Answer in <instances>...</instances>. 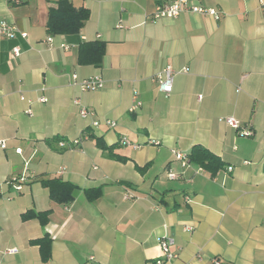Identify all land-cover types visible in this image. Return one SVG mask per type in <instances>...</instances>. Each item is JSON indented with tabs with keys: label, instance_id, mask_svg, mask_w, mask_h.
<instances>
[{
	"label": "crops",
	"instance_id": "1",
	"mask_svg": "<svg viewBox=\"0 0 264 264\" xmlns=\"http://www.w3.org/2000/svg\"><path fill=\"white\" fill-rule=\"evenodd\" d=\"M20 1L0 0V21L26 35H0V264H158L162 235L179 253L165 264H264V0H189L220 18L187 12L161 21L151 12L171 0H70L89 18L50 44L56 0ZM95 41L105 45L101 67L78 65L80 43ZM166 67L180 72L169 95L154 80ZM73 75L100 76L104 86L82 92ZM134 90L140 106L129 112ZM82 107L93 117L82 119ZM227 117L251 136L229 128ZM195 146L222 167L182 168L172 151L188 157ZM41 179L75 185L74 200L53 202ZM96 189L89 201L84 192ZM29 211L49 212L47 224L22 220ZM45 236L51 256L43 263L34 242Z\"/></svg>",
	"mask_w": 264,
	"mask_h": 264
},
{
	"label": "built area",
	"instance_id": "2",
	"mask_svg": "<svg viewBox=\"0 0 264 264\" xmlns=\"http://www.w3.org/2000/svg\"><path fill=\"white\" fill-rule=\"evenodd\" d=\"M10 3H12V5H20L21 1L20 0H8ZM193 13V14H199V15H203V16H209L212 17L214 20H218L220 18V15L217 11H215L214 9H209V8H204V7H200L198 5H193L189 2V0H171L168 3H163L160 5H157L153 12H151V20L152 21H156V20H160L161 19H168V20H172V19H176L178 18L181 14L183 13ZM0 35L8 40H14L17 35L20 36L21 38H25V33L20 32L15 25L5 22V21H0ZM52 37L49 36L46 39V42L48 44L52 43ZM64 50H67L68 48L64 45L61 46ZM20 54V49L18 47H14L12 50V56L13 57H18ZM183 72L185 73L186 70H183ZM178 73H180L179 71L174 70L171 67H166L164 68L162 71H160L159 73H157L154 77V80L157 82L158 84V91L160 93H164V95H169L172 92V86H173V80L175 75H177ZM73 84H76L80 91L82 92H94V91H98L101 88H103L104 86V82L102 80V78L100 76H94V77H90V78H86V79H82V81H78L77 77L75 75H73L71 77ZM137 91H133L132 95H133V105L130 107L129 112H134L139 106H140V102L137 100ZM201 98V97H199ZM21 101H24L25 98L24 97H20ZM39 102L41 103H45L47 100L44 99V97H40L38 99ZM30 111H27V114ZM79 116L82 119H86L87 117H93V113L91 111H89L88 109L82 107L79 111ZM223 122L231 129L237 131L239 133V135L241 137H250L251 136V131H249L248 129L244 128L241 123L239 121H237L236 119L232 118V117H227L223 119ZM103 125L109 127V128H113L115 126V123H113L112 121L110 122L109 120H105L103 123ZM100 125V122L97 120H94L91 123V127L96 128ZM88 137L86 135H82L81 138L76 139L74 141H72L71 143H69L70 147L72 146H78L81 142V140L83 139H87ZM121 144L123 145H131L130 142L127 139H122L120 141ZM151 144L157 146L158 143L151 141ZM60 148H63L66 146L65 142H59L58 143ZM0 148L4 149L5 145L3 143H0ZM16 154L21 153V149H16L15 150ZM172 154L174 155L175 159L177 161L180 162V165L182 168H187L189 166V160L188 157L185 156L184 154L178 152V151H172ZM228 171H231V168H228ZM166 176L169 180H177L179 179L182 175L181 174H174L171 172H167ZM16 190L19 192L21 190V187L18 185L16 187ZM132 196L130 194H125L124 195V199H131ZM186 202L187 199H185ZM184 231L187 233H191L193 231V228L191 226H185L184 227ZM161 250V260H159L157 263L158 264H165V263H170L174 260H176L179 257V253L178 250L174 249L175 246V242L173 237L171 236H167V235H162L160 237L157 238V242H156ZM5 254L8 255H12L17 253L16 249H12V250H7L4 252ZM212 264H219L218 261L216 259L212 260Z\"/></svg>",
	"mask_w": 264,
	"mask_h": 264
},
{
	"label": "trees",
	"instance_id": "3",
	"mask_svg": "<svg viewBox=\"0 0 264 264\" xmlns=\"http://www.w3.org/2000/svg\"><path fill=\"white\" fill-rule=\"evenodd\" d=\"M70 2V0H56L48 9L46 32L49 36L76 35L82 29L85 22H87L89 11L82 6L75 7ZM104 53L105 45L103 42L80 43L77 52V64L100 68ZM95 143L101 150H112L101 139H95ZM188 157L190 163L207 170V172L209 171V173L216 172L222 167L216 156L199 146L193 147ZM40 184L48 190L49 198L61 205H69L74 200L75 194L78 191L75 185L59 179H41ZM84 194L89 201H93L99 197L100 191L98 189L87 190ZM48 215L49 212L33 213L29 211L23 214L21 218L24 221L36 219L41 225H45L48 222ZM34 243L39 247L43 263L49 261L51 256L50 239L45 236Z\"/></svg>",
	"mask_w": 264,
	"mask_h": 264
}]
</instances>
